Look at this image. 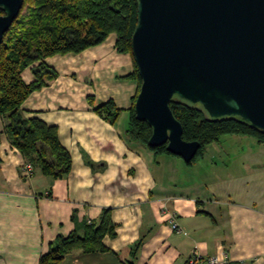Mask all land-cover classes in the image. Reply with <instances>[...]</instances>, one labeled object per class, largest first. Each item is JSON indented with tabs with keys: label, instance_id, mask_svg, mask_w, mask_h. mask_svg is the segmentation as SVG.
I'll use <instances>...</instances> for the list:
<instances>
[{
	"label": "crops",
	"instance_id": "1",
	"mask_svg": "<svg viewBox=\"0 0 264 264\" xmlns=\"http://www.w3.org/2000/svg\"><path fill=\"white\" fill-rule=\"evenodd\" d=\"M45 60L54 75L21 109L56 126L70 169L54 178L31 164L27 174L0 115V264H39L58 234L82 233L104 208L113 230L104 249L74 248L57 264H184L193 251L216 264H264V143L225 134L187 163L130 139L134 61L113 33ZM107 100L118 109L111 120L95 110Z\"/></svg>",
	"mask_w": 264,
	"mask_h": 264
},
{
	"label": "water",
	"instance_id": "2",
	"mask_svg": "<svg viewBox=\"0 0 264 264\" xmlns=\"http://www.w3.org/2000/svg\"><path fill=\"white\" fill-rule=\"evenodd\" d=\"M130 50L140 77L133 109L147 145L189 162L200 143L181 137L169 103L200 105L264 133V0H136ZM23 0H0V42Z\"/></svg>",
	"mask_w": 264,
	"mask_h": 264
},
{
	"label": "trees",
	"instance_id": "3",
	"mask_svg": "<svg viewBox=\"0 0 264 264\" xmlns=\"http://www.w3.org/2000/svg\"><path fill=\"white\" fill-rule=\"evenodd\" d=\"M136 13V0H23L17 17L3 34L0 42V115L7 120L5 130L12 145L42 173L58 178L70 169V154L59 142L56 126L36 116L26 117L21 109L26 97L45 85L44 77L54 75L45 59L55 54L79 53L101 43L110 33L115 35L116 50L131 54L130 38ZM26 69L31 74L29 81L23 77ZM128 76L137 80L139 87L135 63ZM135 97L131 98L128 108L127 136L156 154L170 153L165 144L147 145L151 130L145 121L135 117ZM169 107L181 123V137L200 143L189 162L201 155L207 144L225 134L248 135L264 143V133L237 118L213 119L200 105L178 98H174ZM95 110L110 120L118 112L112 100L98 104ZM105 233H113L108 208L103 209L98 222L87 223L82 233L72 230L65 236L58 234L50 242L48 251L41 255L39 264H57L74 248L84 251L104 249L101 239ZM126 264L134 263L128 261Z\"/></svg>",
	"mask_w": 264,
	"mask_h": 264
},
{
	"label": "built area",
	"instance_id": "4",
	"mask_svg": "<svg viewBox=\"0 0 264 264\" xmlns=\"http://www.w3.org/2000/svg\"><path fill=\"white\" fill-rule=\"evenodd\" d=\"M23 169L28 174L32 170V165L30 162H26L23 164ZM172 229H178L177 223L174 219L171 220ZM219 261V257L216 255L204 256L197 251H193L188 257L185 259L184 264H216Z\"/></svg>",
	"mask_w": 264,
	"mask_h": 264
},
{
	"label": "rangeland",
	"instance_id": "5",
	"mask_svg": "<svg viewBox=\"0 0 264 264\" xmlns=\"http://www.w3.org/2000/svg\"><path fill=\"white\" fill-rule=\"evenodd\" d=\"M23 11H24V9L22 10V12H23ZM122 53H126V52H122ZM127 53H128V52H127ZM129 55L132 57V55H131L130 53H129ZM133 66H134V63H133ZM132 71H133V70H132ZM134 80H135V79H134ZM138 89H139V87H138V82H137V80H136V93H135L134 95L137 94ZM134 95H133V96H134ZM133 96H132V97H133ZM132 97H131V98H132ZM131 98H130V105H131ZM228 135H230V134H228ZM228 137H230V136H228ZM226 144H227V143H226ZM226 144H225V145H226ZM228 144H230V143H228ZM234 146H236V144H235Z\"/></svg>",
	"mask_w": 264,
	"mask_h": 264
}]
</instances>
